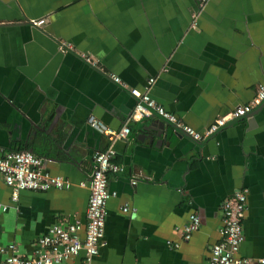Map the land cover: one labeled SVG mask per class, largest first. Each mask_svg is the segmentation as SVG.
Returning a JSON list of instances; mask_svg holds the SVG:
<instances>
[{
  "label": "crops",
  "instance_id": "obj_1",
  "mask_svg": "<svg viewBox=\"0 0 264 264\" xmlns=\"http://www.w3.org/2000/svg\"><path fill=\"white\" fill-rule=\"evenodd\" d=\"M204 1L0 0V157L32 151L50 175L71 183L20 190L11 200L0 174V263L9 244L19 255L42 250L38 239L63 219L79 221L84 237L93 154L109 144L89 125L91 116L113 129L129 126L112 144L122 171L109 174L91 264H206L219 238L220 206L243 188L238 255L264 258V99L201 139L168 121L163 136L146 129L159 120L155 112L131 116L130 89L147 88L202 133L264 85V0ZM41 18L42 25L31 22ZM63 42L69 47L61 49ZM191 213L199 226L185 239ZM82 258L83 251L51 264Z\"/></svg>",
  "mask_w": 264,
  "mask_h": 264
},
{
  "label": "built area",
  "instance_id": "obj_2",
  "mask_svg": "<svg viewBox=\"0 0 264 264\" xmlns=\"http://www.w3.org/2000/svg\"><path fill=\"white\" fill-rule=\"evenodd\" d=\"M205 1L201 0L200 6ZM34 25H42L44 18L32 19ZM69 45L61 43L60 48L66 49ZM85 61L95 64L91 56L82 54ZM113 80L120 82L117 76L111 75ZM153 77L147 80V87L153 82ZM136 98L131 116L139 119L155 112L163 119L179 125L181 129L195 139L215 132L229 119L238 118L258 105L264 99V85L260 84L254 97L245 104H239L224 115L217 116L202 133L180 123L174 115L163 109L152 99L147 88L144 91L130 89ZM89 125L103 134L109 141L106 148L97 150L93 154V167L88 183L89 195L86 207V221L84 237L80 238L78 231L81 229L79 221L63 219L61 223L52 224L45 235L38 239L42 250L34 249L30 255H19L13 252V245L9 244V253L0 264H51L77 255L83 251L82 264H91L93 256L97 253L100 240L103 237L106 216V203L111 192L109 191V174L122 171V167L113 162L112 144L129 132V126L113 129L93 116L88 118ZM45 159L29 150H8L0 157V174L5 184L10 187L11 200H16L20 190L45 191L51 188H69L71 183L60 177L50 175L44 165ZM136 183V179L131 180ZM246 188L235 191L227 197L220 206L221 227L218 240L212 244L206 264H264V258H251L238 255L239 247L244 240L242 220L247 209ZM5 209V206H2ZM126 207L123 210L126 211ZM199 219L195 213L188 216V223L183 227V237L189 239L191 234L198 229ZM3 248H0L2 251Z\"/></svg>",
  "mask_w": 264,
  "mask_h": 264
},
{
  "label": "water",
  "instance_id": "obj_3",
  "mask_svg": "<svg viewBox=\"0 0 264 264\" xmlns=\"http://www.w3.org/2000/svg\"><path fill=\"white\" fill-rule=\"evenodd\" d=\"M159 120L155 122H151L148 125H146V129H151L154 130L157 135H165L166 134V127L164 124H167L168 122L171 123L170 121L166 122L167 120L163 119L161 116H159ZM169 125V124H167Z\"/></svg>",
  "mask_w": 264,
  "mask_h": 264
}]
</instances>
